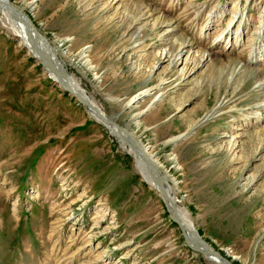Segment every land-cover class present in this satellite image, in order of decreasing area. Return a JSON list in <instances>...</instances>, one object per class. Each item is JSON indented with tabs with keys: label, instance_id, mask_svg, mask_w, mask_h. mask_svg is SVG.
Segmentation results:
<instances>
[{
	"label": "rangeland",
	"instance_id": "rangeland-1",
	"mask_svg": "<svg viewBox=\"0 0 264 264\" xmlns=\"http://www.w3.org/2000/svg\"><path fill=\"white\" fill-rule=\"evenodd\" d=\"M12 2L154 154L202 238L235 264H264V0ZM229 29L241 35L224 45ZM173 42L211 57L172 65ZM58 82L0 24V264H216Z\"/></svg>",
	"mask_w": 264,
	"mask_h": 264
},
{
	"label": "bare ground",
	"instance_id": "bare-ground-1",
	"mask_svg": "<svg viewBox=\"0 0 264 264\" xmlns=\"http://www.w3.org/2000/svg\"><path fill=\"white\" fill-rule=\"evenodd\" d=\"M7 1H9L10 3L12 2V0H7ZM17 7L20 9L19 6ZM160 19L161 18L158 17L155 24L157 25L161 24ZM0 24L20 37L22 44L28 48V50L30 51L32 55L36 56L39 59V61L43 63L48 74H50V76L53 79H56L57 81H59L58 83H60L62 87L64 86L68 89H71L70 91L71 94L73 95L77 94L78 96H82L88 100V103L91 104L92 108L94 109L93 110L92 108H90L89 110L90 115L94 119H96L99 123L103 124L104 126L106 125L107 128L110 130V132L118 138L122 147L126 149L128 153H130L134 157L135 164H136V170H138L141 173L142 178L148 182L149 186L152 189L154 188L164 198L167 208L170 209L173 218L177 220V222L180 224V227L186 229L188 233V237L191 239L190 240L191 245L195 248L194 251L198 253L200 250H203V249H208L209 251H212V252L216 251V249L214 250V247H212V245L208 243L204 238H202L200 233L197 232L195 223H193V218L191 217V214L190 212H188L187 208L185 207L183 208L178 205L179 201L177 200V197L175 196L176 193H175L174 186L171 183V179L167 176V174L163 172L161 164L158 162V160L155 159L154 154L148 152V148H146V146L142 144L141 141H139L138 137L135 136L134 133H131V131H129V128L124 127L122 125L120 126L116 122L115 118H113L112 116H109L106 112H104L100 108V106L96 103L95 99L91 95H88L87 91L82 88L80 79L77 78L76 74H72L69 72V70L66 68L65 61L61 57L58 56V49L55 48L52 44L48 43V40H46L44 36L42 40L43 41L42 46L38 44L35 33L32 30L28 29V25L26 24V21L24 20V18L20 14H17V12L12 8L8 9L4 7V5H0ZM233 32L229 29L220 35V38L221 40H223L222 43H224V45L225 44L228 45L232 41L234 34H235L234 39H236L237 41L239 40L241 32L240 34L238 33V31L234 33ZM183 44H184L183 42H180V43L175 42L174 44H171V46H169V48L171 49H168V50L167 48L164 49V52L168 56H170L169 58H170L172 65H176L177 63H180V61H183L185 58L184 55L186 53L190 54L189 55L190 57H188V59L191 62H193V60L195 61V59H199L200 64H203L206 61H209L211 55L207 53H202L199 50H196L198 51L196 54L198 55V57L195 55L194 56L195 58H193V56H191L192 47H191V50L190 48L184 50ZM39 45L41 46V48L39 47ZM261 50L264 51V47ZM256 54L257 56L260 55L259 53H256ZM86 55L87 53H86V50L84 49L81 52V56L83 58L85 57V64L92 67L91 62L89 58L86 57ZM45 58L49 60L52 67L46 66V64H44L46 60ZM186 69L187 68H185L184 66L180 68V71L182 72L180 73V76H178L180 80H183L185 78L187 74ZM154 89H155L154 87L153 88L150 87V89H145L143 91L138 92L135 96H133V98H131L128 101V106L134 107L137 104V101L139 99H141L142 97L146 95H149L150 92L154 91ZM162 94L163 93L156 95L154 97L153 103H155V101L160 99ZM152 105H150V107ZM219 106H221V104L216 106L212 114L207 115V117L208 116L211 117L214 113H216L219 110ZM96 112L99 114L96 115ZM105 115L107 117L112 118L119 125V128H116V126L109 123L106 119H103V116ZM205 119L206 117L204 118V120ZM134 120H135V117H134ZM114 129L119 130V132L115 131ZM234 138L235 137L232 136L231 141L235 140ZM231 145L233 146V141ZM146 156L149 158L148 160H150L149 161L150 165L149 163H147L145 159ZM203 254L207 258H209L211 261L216 262V264H223V262L220 261L216 256L214 255L210 256L205 253Z\"/></svg>",
	"mask_w": 264,
	"mask_h": 264
},
{
	"label": "water",
	"instance_id": "water-1",
	"mask_svg": "<svg viewBox=\"0 0 264 264\" xmlns=\"http://www.w3.org/2000/svg\"><path fill=\"white\" fill-rule=\"evenodd\" d=\"M0 5H4V7H6V8H8V9H14L16 12H17V14H20L23 18H24V20L26 21V24L28 25V29H30V30H32L34 33H35V36H36V38H37V41H38V44H40L41 46H42V40H43V34L39 31V29H37L36 28V25L33 23V21H32V19H31V17L29 16V14H27V13H25V12H23V10H21V9H19L16 5H14L12 2L10 3L9 1H7V0H0ZM234 24V23H233ZM243 38H244V36H243ZM39 45V47L41 48V46ZM214 46V45H213ZM43 48V47H42ZM34 58V57H33ZM46 59V58H45ZM44 64H46V66H51L52 67V65H51V63L49 62V60L48 59H46L45 60V62H44ZM64 87V86H63ZM64 89L66 90V91H68L69 93H70V91H71V89H68V88H66V87H64ZM73 91V90H72ZM76 94V93H75ZM76 96V98L78 99V102L80 103V104H83L85 107H86V109H87V111L89 112V110H90V108H92V106H91V104H89L88 103V100L87 99H85L84 97H82V96H78L77 94L75 95ZM153 102V101H152ZM152 104H154V103H152ZM93 109V108H92ZM94 110V109H93ZM95 113V112H94ZM90 114V113H89ZM99 113H97L96 112V115H98ZM103 119H106L109 123H111V124H113L114 126H116V128H119V125L112 119V118H110V117H107L106 115L105 116H103ZM131 121V120H130ZM145 154V153H144ZM147 157V156H146ZM145 157V159H146V161H147V163H149V161L150 160H148L149 158L147 157L146 158ZM149 165H150V163H149ZM166 207H167V205H166ZM170 210V209H169ZM175 222H177V220H174ZM178 223V222H177ZM180 225V224H179ZM181 230H182V234H183V238H185V241H186V243H187V245L188 246H190L191 247V249L192 250H195V248L191 245V239L188 237V233H187V231H186V229H184V228H182L181 227ZM264 238V235L262 234V235H260V237H259V239H258V241H257V244H256V246L261 242V240ZM213 247V246H212ZM214 250H215V248H214ZM199 253H201V254H203V253H205V254H207V255H214V256H216L220 261H222L223 262V264H235L234 263V260L231 258H229V256H228V254L227 253H221L220 251H218L217 249H216V251H209L208 249H203V250H200L199 251Z\"/></svg>",
	"mask_w": 264,
	"mask_h": 264
},
{
	"label": "trees",
	"instance_id": "trees-1",
	"mask_svg": "<svg viewBox=\"0 0 264 264\" xmlns=\"http://www.w3.org/2000/svg\"><path fill=\"white\" fill-rule=\"evenodd\" d=\"M238 264V263H237Z\"/></svg>",
	"mask_w": 264,
	"mask_h": 264
}]
</instances>
